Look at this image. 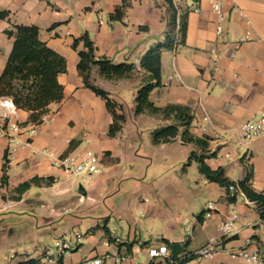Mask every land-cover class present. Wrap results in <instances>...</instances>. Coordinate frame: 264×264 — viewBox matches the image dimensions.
<instances>
[{
    "label": "crops",
    "instance_id": "1",
    "mask_svg": "<svg viewBox=\"0 0 264 264\" xmlns=\"http://www.w3.org/2000/svg\"><path fill=\"white\" fill-rule=\"evenodd\" d=\"M221 1L224 18L219 20L210 0H180L183 11L187 10L185 42L175 51V48L163 51L162 85L153 89L150 99L159 106L177 103L191 107L194 119L190 130L208 141L206 162L214 169L223 167L226 176L236 182L252 169V185L260 191L264 189V137L252 141L250 167L240 157L228 175L225 160L218 157L216 150L222 138L211 128L208 132L199 128L204 110L218 128L230 131L264 110V0ZM129 2L123 19L112 20L110 15L123 0H0V10L9 11L8 18H0V73L13 48L14 37L6 33L13 24L37 25L40 38L67 60V71L58 76L64 86V98L50 104L53 118L36 124L32 143L17 145L8 153V138L0 136V251L7 253L5 262L0 257V264L27 260H33L34 264H74L96 256L103 257L104 264H118L122 257L127 258L123 264H147L148 247L164 243L165 238L188 242L184 252L195 253L217 233L220 223L234 213L238 214L237 232L226 240V247L258 249L264 256V222L256 204L242 191L236 201H228L225 189L209 181L195 160L189 162L192 151H202L197 144L185 142L180 136L155 144L153 130L170 120L147 111L135 113L136 93L148 75L140 60L149 47L164 40L167 11L164 0ZM195 7L200 10L194 11ZM219 23L223 27L221 34L217 33ZM84 32L94 41L97 58L105 56L115 63L133 62L138 67L134 76L120 79L103 77L98 66L92 69V81L123 106L126 120L115 136L108 134L113 116L105 100L84 84L78 70V51L84 45L81 41L74 48L73 44ZM242 36L249 39L237 45ZM213 51L217 52V58ZM175 69L185 83L169 80ZM129 99L132 102H127ZM29 114L16 107L15 117L28 128L34 124L27 122ZM230 133L224 136L229 147L235 144L236 149L242 150L235 134ZM27 137L28 133L20 135L22 141ZM175 142L191 148L187 165L196 163L199 180L219 186V199L209 201L214 208L209 209L208 202L201 215L191 219V226L184 230L175 225L183 213L167 210L171 221L162 242L137 240L130 192L135 186L144 190L139 180L147 176L156 159L162 163L167 160L168 154L159 155L158 151ZM86 148L93 149L102 162L101 170L86 181V186L75 175L54 165L49 155L36 152L48 149L56 157L78 155ZM6 152L8 163L4 169ZM32 179L35 181L28 189L18 191V186ZM35 186L44 191L43 197H32L31 188ZM161 189L171 199L177 197L174 193L178 188L173 182ZM71 199L74 201L69 203ZM141 199L149 202L148 197ZM148 209L161 211L153 205H148ZM115 217L119 222L114 221ZM81 224L85 230L75 229ZM114 230H121L126 238L116 235ZM58 240L67 242L71 248L59 252ZM140 242L143 244L139 245ZM48 246L51 252L46 256ZM141 253L144 263L140 260ZM202 264L247 263L240 257L219 252Z\"/></svg>",
    "mask_w": 264,
    "mask_h": 264
},
{
    "label": "trees",
    "instance_id": "2",
    "mask_svg": "<svg viewBox=\"0 0 264 264\" xmlns=\"http://www.w3.org/2000/svg\"><path fill=\"white\" fill-rule=\"evenodd\" d=\"M164 1L167 11L165 37L164 40L158 41L149 47L141 57L140 66L148 75L136 93L134 111L137 114L147 111L170 120L169 124L153 130V142L155 144L169 142L180 136L185 142L197 144L202 148V151L200 153L195 150L192 151L189 162L195 160L198 163L200 172L209 181L223 187L228 201H236L239 194L238 191L232 192L230 186L233 185L240 192L242 191L256 204L259 217L264 222V190L259 191L253 187L252 169L248 170L243 179L236 182L226 176L223 167L212 168L206 162V158L209 157L205 153L208 141L205 138L196 136L190 130L194 119L191 107L177 103L159 106L150 99L153 89L162 85L163 51L172 50L179 44H183L187 29V10L182 11L179 15V9L174 4V0ZM128 6H130L129 0H123V3L116 7L110 18L112 20H122ZM8 17L9 11L0 10V18ZM6 33L10 37H14V42L5 68L0 73V98H12L17 108L30 112L27 122L39 124L43 115L50 111V104L59 102L64 98V86L59 81L58 76L60 73L67 71V60L40 38V28L37 25L13 24L12 28L6 30ZM81 41L84 47L78 51L80 56L78 70L83 77L84 84L105 100L106 106L113 116L108 134L115 136L122 129L126 120L123 106L111 97L110 92L92 81L91 72L94 66H98V72L103 77L120 79L134 76L138 67L133 62L115 63L105 56L97 58L96 46L88 32H84L80 37L75 38L74 48H77ZM7 163L6 152L4 169ZM34 181L32 179L22 183L17 187L18 191H25ZM163 241L169 246L173 259L182 262L195 255L194 252H184L188 242L170 241L166 238ZM19 264H34V261L27 260ZM147 264H156V262L151 260Z\"/></svg>",
    "mask_w": 264,
    "mask_h": 264
},
{
    "label": "built area",
    "instance_id": "3",
    "mask_svg": "<svg viewBox=\"0 0 264 264\" xmlns=\"http://www.w3.org/2000/svg\"><path fill=\"white\" fill-rule=\"evenodd\" d=\"M202 0H197L201 2ZM179 0H174V4L179 9L178 14L181 13V8L178 4ZM211 8L216 13L219 20L224 18L223 2L221 0H210ZM194 11L198 12L199 7H195ZM223 31L222 25L219 23L217 25V33L221 34ZM249 39V36H242L237 45L241 42ZM176 48L174 49V51ZM214 57L217 58L218 54L213 51ZM169 80H178L185 83L182 74L175 69V72L169 76ZM16 105L14 104L12 98L2 97L0 98V136L8 138V148L7 152L14 150L17 145H29L32 143L33 136L37 133L36 124H33L30 128L24 123H21L15 117ZM53 118V114L49 111L45 113L42 117L41 122H49ZM199 128L208 132L209 129H213L216 132L218 138H222L218 147L217 155L224 160H230L235 156V152L229 147V144L224 139V136L229 132H232L237 137L240 143L243 155L241 156L244 162L250 167V160L252 158V141L259 137H264V110L257 117L245 120L240 125L233 128V130H225L218 128L214 123L211 115L204 110V115L199 123ZM28 133V137L25 141L20 139V135ZM38 153L47 154L53 158V164L62 168L66 172L79 176L82 182L89 181L92 176L98 173L100 169L101 158L98 154L91 148H86L82 153L76 154H62L60 156H54V154L48 149L36 150ZM8 157V154H7ZM232 192L238 191L235 186H230ZM264 190V189H263ZM148 200V199H146ZM208 208L213 209L214 203L209 202ZM238 214L234 213L226 220L222 221L218 227V231L215 235L211 236L208 241L201 246L194 254V257L179 261L173 259L171 255V250L166 243H161L159 245H151L148 247V253L150 256V261L156 262V264H202L205 260L213 259L215 255L219 252H227L233 256L242 258L247 264H264V256L258 249L240 248L233 249L226 247V240L233 236L237 232L236 219ZM143 243L140 242L139 245ZM56 247L59 252L63 253L71 246L67 242L58 240L56 242ZM51 252L50 246L46 247L44 253L48 256ZM125 259L122 257L118 264H123ZM74 264H104V258L101 256H96L90 259H85ZM134 264H139L135 262Z\"/></svg>",
    "mask_w": 264,
    "mask_h": 264
},
{
    "label": "rangeland",
    "instance_id": "4",
    "mask_svg": "<svg viewBox=\"0 0 264 264\" xmlns=\"http://www.w3.org/2000/svg\"><path fill=\"white\" fill-rule=\"evenodd\" d=\"M178 4L181 7L180 0ZM182 11L183 9H181V12ZM127 102L132 101L129 99ZM229 135L232 134H227V137ZM150 146L151 148H157L153 145ZM232 148L235 151V156L223 162L224 166L228 169V175L232 168L234 170L235 162L243 155V150L236 149L235 144ZM190 150L191 148L188 145H181L178 142L168 144L167 149L158 151L159 155H163V152L168 154L165 155L167 160L162 163L161 160L157 161L156 159L149 167L147 176L139 180L144 184V190H140L139 186H135V188L132 189L134 192L131 190L130 212L134 218L133 222L135 223L136 229H133V231L137 233V240L146 242L156 241L157 243H161V238L171 221V216L167 213V210L183 213V218L176 221L175 225L176 228L184 230L189 225L191 226V219L201 215L209 201L215 202L219 199V186L214 183H204L202 180H199L201 176L199 175L196 163L187 165ZM161 157L165 158L164 156H160V159ZM99 165L101 169V161ZM231 173L234 175V172ZM75 177L81 182L79 176L75 175ZM169 181L174 183L175 188H178V192L174 193V196L177 197L174 199H171L168 193L165 192L164 189H161L163 185L166 184L167 186ZM81 183L84 186L87 185L86 182ZM30 194L32 197H43L44 191L35 186L31 188ZM142 197H148L149 202H143L141 199ZM73 201L74 200L71 199L68 202L71 203ZM148 205H153L161 211L152 212L148 209ZM114 221L116 223L119 222L116 217ZM75 227V229H81L82 231L86 228L84 224H81L79 228H77V226ZM113 232L122 238H126V235H123L121 230H114ZM60 239H62V237ZM50 246L54 245L52 244ZM4 256H7L6 251H0L1 260L4 259ZM140 260L141 263H144L145 258L143 253L140 255ZM2 262H5V260Z\"/></svg>",
    "mask_w": 264,
    "mask_h": 264
},
{
    "label": "water",
    "instance_id": "5",
    "mask_svg": "<svg viewBox=\"0 0 264 264\" xmlns=\"http://www.w3.org/2000/svg\"><path fill=\"white\" fill-rule=\"evenodd\" d=\"M81 188H82V186H81Z\"/></svg>",
    "mask_w": 264,
    "mask_h": 264
}]
</instances>
